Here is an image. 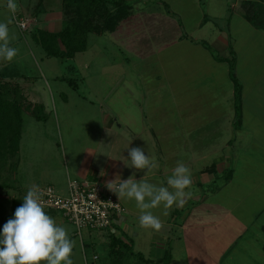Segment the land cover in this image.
<instances>
[{
    "label": "crops",
    "instance_id": "1",
    "mask_svg": "<svg viewBox=\"0 0 264 264\" xmlns=\"http://www.w3.org/2000/svg\"><path fill=\"white\" fill-rule=\"evenodd\" d=\"M17 1L19 3L15 0L18 5V10L15 15L26 17L28 20L32 18L33 15L31 17L30 15L34 10L33 5L36 4H32L30 1L28 4L23 3L22 0ZM41 1L42 0H39V3L36 6H38ZM127 1H129L133 7L132 13L119 23V26L115 31H106L103 34L91 33L89 35L88 48L85 51H88L89 53L88 69L91 68L92 64L98 62V60L102 58L103 54H109V47L106 45H100L102 44L100 42L101 39H104L108 34L119 33V31L126 36V34H128L127 31H130V34L131 32H134L133 30L136 28L138 29L144 26L141 19H135L130 22L131 24L127 23L133 18H136V15H138L137 11H135L133 2L130 0ZM163 2L164 1H160L159 3L163 4ZM165 2L168 3L167 1ZM169 10L172 12L171 7ZM235 12L236 10L231 8V13L228 18V28H230L231 32H233L231 30L232 23L236 20H234L236 17L234 16ZM174 14H176V12ZM180 14L183 19L184 15L182 13ZM15 15H13L7 8V0H0V22L7 23L8 21H11V25L14 22ZM39 15H45V20H43ZM34 16V18H36L35 24L37 25V28H39V31L43 30L49 33H58L62 30L63 23L60 19L56 18L53 11H47L46 7L45 9H39L38 13ZM238 16L242 18V20H237L239 26L245 22L249 26V30L247 29V31L252 29V31L259 33L263 38H261V36L259 37L256 33L252 34L251 37L264 39L263 29L257 28L254 24L248 21L241 14V11H238ZM204 18H202L200 26H204L210 20L208 16L207 20H204ZM42 28H45L46 30ZM29 31L31 32V37H34L35 32L33 33L31 29ZM238 31L240 30L238 29L236 35H233L232 37V41L235 40V42L232 43V46L234 47L237 57V74L243 84V117L240 127L235 128L236 112L234 106V84L229 75V64L227 62L217 61L214 56V54H217L220 57H231L229 52L231 40L229 41V37L225 36V31L222 27L217 28L216 32L223 45L222 53H224L219 54L209 41L204 39H195L188 34H183L165 44L166 50L168 51V58H170L171 55V64L173 63L171 67L170 61L167 60L169 64L161 68V70H164L162 75L165 77V80L161 75H159L157 77L159 81L150 88L148 86H143L142 84H140V86L131 87L119 85L118 88H114L115 91L120 90L121 95L126 97L127 100L132 98L129 104L126 103V106L128 108H131V106L137 107V111L140 116H142L139 120H121L119 116L120 111L116 110L115 106H112L113 104H109V102L105 104L111 108V111H113L111 113L112 116L108 115L106 112L103 114V110L96 103L97 101H94V97L99 98V94H97V92L93 89L90 90L91 86H89L88 95H84L83 99L85 100V103L87 102V106L88 104L93 106V108H89L90 114H93L92 109H95V112L99 113L101 117H87L86 120L91 123V126L88 123V128L86 130L85 128L81 129V127L78 128L73 125L75 121L71 117L64 116V136L66 135L67 137L66 140H63L62 132L60 134V121H58V118L56 120L54 119L55 122H49V119L45 122L37 120L33 124L30 123L29 127L23 121L18 165L15 172L20 169L22 146L27 137L30 139V142L36 140V143H34L36 145L35 147L32 146V148H30L29 154L31 155L30 159H33L34 156L37 158L35 163H30L31 166L24 171L26 176V186L20 184L18 189L26 190L29 185L35 183L39 186H53L59 194L67 195L69 181L72 179L81 181L88 180L92 182L103 181L107 183L108 181L114 180L117 174H119L121 179H127L129 176L135 174V178L138 180L143 178L157 186L167 187L168 177L172 175V171L177 162L182 161L190 168L191 171L192 184L189 189H186V191L190 192L191 195L186 197L183 205H174L170 210V213L166 216L163 215L164 209L162 206L152 210L153 214L158 216L163 222V228L159 232L142 228L138 223L140 212L136 207L135 201L120 199L125 208V212L121 215V217H119L117 223H115L113 227V230L111 229L113 233L119 234L122 238H125L124 236L133 235L135 236L136 244L137 240L140 239L141 236H148L147 238H149L151 242H154L158 237L157 245L158 247L164 249L167 245L166 243L169 242L171 237L177 238V236H179V239L184 237L189 243H193L194 240L197 242L199 241L201 244L199 246L195 245V248L199 252L193 253L196 257L200 258L201 264H264V239L261 240L258 238L260 237L259 233H257L259 231L254 230V235H252L254 237L251 238V243H246L248 244L244 246L246 248H242L241 250L239 247L243 237L247 234L250 227L246 226L240 216L236 213L237 210L235 208L238 207V204L234 206L233 202H224L225 197L223 196L222 189L231 185L230 183L232 181L231 179L228 181L223 179L224 172L231 169V167L228 162L229 159H225L220 155L222 154L221 146H223L224 143L221 141L218 144L216 141H212L214 137H208V124L213 121H216V123L226 121L228 124L226 127H230L231 123L233 128L236 130L243 128V124L247 123L245 113H247L248 105L254 90L251 85L249 86L250 81H248V76L246 79H243L241 76H245L242 75L243 73L247 75L248 71H246V69L252 66L250 65V60L252 59L253 54L249 53L250 51L243 54L244 50L238 49L237 42L240 36ZM126 41H128V38ZM183 41L191 43V45H196V47L200 48L192 52L193 56L191 60L193 61L190 66L186 67L184 70H179L175 68L176 50L172 49L176 47L177 43ZM200 41L207 42L211 47V50L204 47ZM11 42L13 41L10 40V44ZM89 43H93L94 47L92 48ZM162 51H165V49H162L160 52ZM160 52L158 51V53L154 55L158 57V60L163 59L164 61V56L163 54H160ZM139 53L141 56H147L145 52L141 53V51H139ZM80 54L81 53H77L73 59H70L71 65L69 66L71 67L70 70L73 74L80 75L79 65L76 62V59ZM109 57L111 60L109 63L113 66H117V62L113 60L114 55L110 53ZM125 59L126 58H122L120 60ZM163 61L160 62L161 65H164ZM224 64L227 65V68L222 67ZM216 65H219L218 68ZM223 72L227 73V76L224 75ZM0 74L4 75L8 81L17 82L20 85L21 83L17 79L24 75L20 74L19 71L16 72L15 69L12 68L11 63L8 65H2L0 68ZM215 74H217V76L220 75V77L223 78V84L220 87L221 92L219 93L220 104H216L217 107H221L219 111L221 114L217 113V115H215L214 113L216 110L211 108L205 110L204 114H202L201 111L198 112L197 109L194 113H191V116H186L184 114L180 115L179 110H181V108L191 107L193 103L197 105L199 97H201L198 93L193 96L183 94L182 90L186 91V89H190L189 87H193L194 89L191 90L193 92H197V89L201 86H205L204 89L207 91L208 87L211 88V83L213 82L210 80H213ZM25 77L28 76L25 75ZM179 78L182 79L181 82L183 83L179 82ZM229 82L231 86L227 88ZM21 87L25 93L26 90L24 86L21 85ZM225 88L227 89L226 95L224 94ZM78 89L79 87H77L76 90ZM90 92H92L93 95ZM25 95L32 102L43 104L46 108L48 107V105L43 101L40 102L30 99L27 92ZM110 95L111 94H109V96ZM229 95H231L232 98ZM107 96L108 92L105 93L103 101L107 100ZM229 97L231 99H229ZM200 100L203 101L204 97L202 96ZM67 102L69 103V100ZM165 105L167 108H178V114L180 116L178 115L174 119L176 120L175 131H177L179 137L183 138V140H180L176 144L172 142L170 144H164L166 147H162V150H158L156 147L158 146V138L165 139L168 134H171L172 137L174 136V133L169 132L173 129L172 127L165 126L167 128L162 129V126H160L159 123L164 121V118L171 120L172 117H164L163 115L158 114L151 118L153 122H149V116L145 115L143 117V112L140 108L147 106L148 108L153 109L158 108V106L160 107ZM230 107L234 108L233 115L230 112L228 113V109ZM185 110L188 109L186 108ZM111 118L114 120L112 121ZM67 124L71 125L68 127L66 126ZM256 131V135L253 133L254 137L252 136V139L256 141L253 142L252 145L254 148L257 147V145L258 147L264 148V133L258 131L257 129ZM56 135L57 138H60V150L58 154L52 153L49 155L50 149L52 148L48 145L46 138L51 137L53 139ZM223 135L225 136V134H222V138ZM202 138L205 141L201 140ZM42 140L46 143H44L43 147L39 145L42 143ZM172 140L175 142L174 139ZM231 144V139L226 141V145L230 146ZM174 145L176 146L175 149H173ZM203 145L204 148L209 145L211 146V149L214 148V150L210 154L207 151H202ZM128 146L141 147L145 154H148L157 166L150 172L137 171L134 168L126 167L121 159L129 158L127 150ZM222 149L224 150L223 147ZM38 154H40L39 157L37 156ZM209 155L219 157L212 158L211 161H207L209 160ZM225 160L227 161V164L225 163ZM35 165H39V168H36ZM102 170L105 173L103 176L101 175ZM232 170L233 171L231 173L234 174L235 169L233 168ZM235 183L239 186L238 182ZM244 186L249 190L247 184ZM45 211L48 212V209ZM178 212H180L181 215L176 216L175 213L177 214ZM261 231L264 232V227H261ZM88 233H90L89 235H92L93 238L101 239L104 237L103 231H99L95 234L94 232ZM80 235L82 236V233ZM125 240H127V238H125ZM257 242H260V245L256 244ZM90 246L91 245H87L85 243L82 244L83 257L86 264H96L93 260L89 261L88 259V248H90ZM244 249L245 252L248 251L249 254L247 253V255L242 258L244 262L241 259L240 263L239 260L241 258V253L244 252ZM237 252H240L238 263L236 262ZM188 253L191 258V248ZM107 263L108 259L103 264ZM97 264H99V262Z\"/></svg>",
    "mask_w": 264,
    "mask_h": 264
},
{
    "label": "rangeland",
    "instance_id": "2",
    "mask_svg": "<svg viewBox=\"0 0 264 264\" xmlns=\"http://www.w3.org/2000/svg\"><path fill=\"white\" fill-rule=\"evenodd\" d=\"M22 1L25 4H28L29 1L36 5L39 3V0ZM130 1L133 2L135 11H137L138 15H136V18H133L127 23H130L135 19H141V21L144 23V26H142V28H136L133 30L134 32H131L130 34V31H127L128 34H126V36L121 31H119V33L117 32L114 34H108L104 39L100 40L102 43L100 44L101 46L106 45L109 47V54L111 53L114 55L113 60L117 62V66H113L109 63L111 62L109 54L105 53L102 55V58L98 60V62L92 64L91 68L88 69L89 53L87 51L85 53H81L76 59L80 72V75H78L71 72V67L69 66L71 65L70 59L65 60L61 57L49 56L43 46V41L38 40L37 38L40 36L49 35L50 33L43 30H38L39 28H37V25L35 24L36 18H34V15L38 13L39 9H45L46 7L47 11H53V13L56 15V18L60 19V21L63 23L62 29L67 24H70L71 21H73L74 15L70 11H66L67 14H65L62 0H42L41 4L38 6L33 5L34 10L30 15V17L33 15V19L30 18L31 21L29 19L27 22L28 31L24 32L20 30L15 21L11 25L9 24V40L13 41L11 42L10 46L17 49V55L11 62L0 59V68L2 65H8L11 63L12 68H14L16 72L19 71L20 74H24L17 80L21 83V85L24 86L27 94L30 96V99L40 102L43 101L48 105V107H45L44 111L41 112L42 116L45 117L41 121L45 122L49 119V122H55V120L58 118V121H60V134L61 132L63 134V138L62 135L61 138L66 140L67 136H64V116L71 117L75 121L73 125L77 126L78 128L81 127V129L85 128V130L88 128V123L91 126V123L86 120L87 117H101L99 113L95 112V109H92L93 114H90L89 108H93V106L90 104L87 106V102L85 103V100L83 99L84 95H88L89 86H91L90 90L93 89L95 92H97V94H99V98L94 97V101H97L96 103L103 110V114L106 112L108 115L112 116L111 113L113 111H111V108L105 104L109 102V104L111 103L113 104L112 106H115L116 110L120 111L119 116L121 120H139V118L142 116H140L139 112L137 111V107L131 106V108H128L126 106V103L129 104L132 98L127 100L126 97L121 95L120 90H114L115 87L118 88L119 85L131 87L140 86V84H142L143 86H148L150 88L159 81L157 79L159 75H161L165 80V77L162 75L164 70H161V68L169 64L167 60L170 61L171 67L173 65V63L171 64L172 57L170 55V58H168V51L165 47V44L168 43V41H172L183 34H188L195 39H204L209 41V43L213 45L214 49L219 54H224L222 53L223 45L216 32L217 28L222 27L224 29L225 36L229 37V41L231 40V45L235 42V40L232 41V37L233 35H236L237 30L239 29L240 31H238V33H240V36L237 42L238 49L244 50L243 54H246L248 51H250L249 53L253 54L252 59L250 60V65L252 66L246 69V71H248L247 75L243 73L242 75L245 76H241L243 79H246L248 76V81H250L249 86L251 85L252 89L254 90L248 105L247 113H245V119L247 120V123L243 124V128L236 130L233 128L231 123L230 127H226L228 125L226 121L216 123V121L212 120L213 122L208 124V137H214L212 141H216L218 144L221 141L224 143L223 146H221L222 154L220 155L225 159H229L228 162L231 167V171L228 169L224 172V178L222 177L225 181H228L229 179L232 180L230 183L231 185H228V187L222 189L223 196L225 197L224 202H233L234 206L238 204V207L235 208L237 210L236 213L240 216L246 226L250 227L239 245L240 249L242 250V248H246L244 247L245 245H248L246 243H251V238L254 237L252 236L254 235V230L259 231L257 232L260 235L258 238L263 240L264 232L261 231V227H264V148L258 147V145L254 148L252 144L256 140L252 139V136L254 137V134L256 135V129L264 133V39L251 37L252 34L255 33L258 34L259 37L261 35L255 31H252V29L247 31V29L249 30V26L245 22L243 23L244 25L240 24L239 26L237 20H242V18L238 16V11L249 8L246 3L251 2L253 3V9L251 11L256 12L254 17L258 22H264V9L260 8V3L262 6H264V1ZM160 1H167L172 12L168 11L164 4L159 3ZM16 2L19 3L17 0ZM231 8L236 10L234 14V16H236L234 20H236L232 23L231 27L233 32H231L230 28H228V18L231 13ZM173 12H176V14ZM180 13L184 15L183 19L181 18ZM204 15H207L210 20L204 26H200ZM39 16L43 20L46 18L45 15ZM104 22L105 21L102 18H99L98 23L101 26L104 24ZM30 29L33 31V33L35 32L34 37H31V32L29 31ZM127 38L128 41H126ZM261 38L263 37L261 36ZM49 43L52 44L54 48L61 47V45L53 39H51ZM89 44H91L92 48L94 47L93 43ZM199 48L200 47H196V45H191V43H187L185 41L177 43L176 47L172 49L176 50L175 68L184 70L186 67L190 66L191 62L193 61L191 60L193 56L192 52L194 50H198ZM162 49H165V51L160 52ZM139 51H141V53L145 52L147 56H141ZM158 51L164 56V61L163 59H160L164 62V65H161V61L158 60V57L154 55L158 53ZM122 58L126 59L120 60ZM216 66L218 68L219 65ZM222 67L227 68V65L224 64ZM223 73L224 75L227 74L225 72ZM25 75L28 77H25ZM70 79L76 80V83L79 87L78 90L72 88L71 84L69 83ZM181 81L182 79L179 78V82L183 83ZM210 81L213 83H211V88L208 87L207 91H205L204 85V87L201 86L199 89H197V92H193L191 90L194 89L193 87H189L190 89H186V91L182 90L183 94H187L189 96L197 95L198 93L201 95V97H204V100L201 101V97H199V102L197 105L193 103L191 107H186L188 110H185L186 108H181V110H179L180 115L184 114L186 116H191V113H194V111L197 109L198 112L201 111L202 114H204L205 110L211 108L216 110L214 113L215 115L219 113L221 107H217L216 104H220L219 93L221 92L220 87L223 84V78L220 77V75L217 76V74H215L213 80ZM229 86H231L230 82L227 88H229ZM107 92L108 98L106 97L107 100L103 101L104 95ZM90 93L92 94V92ZM109 94L111 95L109 96ZM224 94H227L226 88ZM229 96L231 97V95ZM230 97L229 99L232 98ZM68 100L69 103L67 102ZM230 108L228 109V113L230 112L233 115L234 108H231L232 110ZM140 110L143 112V117L145 115L149 116V122H153L151 118L158 114H161L164 117H172L171 120L164 118L165 120L163 119L164 121L159 123V125L162 126V129L167 128L165 126L172 127L173 129H171L169 132L174 133V136L172 137L171 134H168L165 139L158 138V146H156L158 150H162V147H166L164 144H170L171 142L176 144L180 140H183V138L179 137L177 131H175L176 120L174 119L179 115L178 108H167L165 105L150 109L145 106L144 108H140ZM23 117L24 123L27 124L28 127L30 126V123L33 124L37 121V119L32 115L31 111H25ZM111 119L113 121L115 117L114 119ZM70 125L71 124H67L66 126L69 127ZM222 134H225V136L223 135V138ZM172 139H174L175 142H173ZM230 139L232 140V144L228 146L226 145V141ZM46 140L50 148H52L50 149L49 155L52 153L58 154L60 150V138H57L56 135L55 138L52 139L49 137L46 138ZM201 140L205 141L203 138ZM34 143H36V140L30 142L28 137L23 143L21 165L17 172L12 174V170L9 169V167H7L8 169L3 172L4 179L2 178L0 180V184L5 183L10 186L8 188L3 187L0 189V211L2 212H8L11 210L12 198L19 197L23 199V197L26 195L24 192L26 193L27 189L21 190L18 189V186L20 184L26 186V176L24 171L28 169L29 166H31L30 163H35L37 158L34 156L33 159H30L31 155L29 154V150L32 148V146L35 147L36 144ZM44 143V140H42V143L39 145L43 147ZM173 147V149H175L176 146L174 145ZM202 148V151H207L209 154L214 150V148L211 149V146L209 145H207L205 148L203 145ZM39 155L40 154L37 156L39 157ZM218 157L219 156L209 155V160L207 161H211L212 158ZM225 163L227 164V161ZM35 167L39 168V165H35ZM233 168L235 169L234 174L231 173ZM235 182H238L239 186ZM246 184L248 185L249 190L244 186ZM47 213L56 220L58 225H62L68 230L70 238L74 241L72 256L73 264H86L82 253L83 243L91 245L90 248H88L89 261L93 260L92 258L95 254L100 257L98 260L99 264H103L107 261L110 251L109 241L111 239V235L114 234L111 229L103 230L104 237L101 239L93 238L92 235L90 236V233H88L94 232L95 234L99 232L98 230L83 229L81 236L78 234L75 225L63 219L60 216V212L53 209H48ZM175 215H181V213L178 212L177 214L175 213ZM114 235L121 237L119 234ZM124 237L131 241V251L125 253L122 256L121 264H141L142 262L139 260V253H142L146 259L151 260V264H201L200 258L196 257L194 254L199 252L195 248V245L199 246L201 242H197L194 239L193 243H189L184 237H182V239H179V236H177V238L171 237L169 242L166 243L167 245L164 249L158 247V237L154 242H151V240L147 238L148 236H141V238L137 240V244L135 242V236L130 235ZM125 238H123V240H125ZM256 244L260 245V242H257ZM190 248L192 250L191 258L190 254L188 253ZM240 252H237L238 254L236 253L237 263ZM244 252L241 253V258L239 260L240 263L241 259L248 253V251L245 253ZM167 253L171 255V261H164ZM242 261L244 262L243 259Z\"/></svg>",
    "mask_w": 264,
    "mask_h": 264
},
{
    "label": "clouds",
    "instance_id": "3",
    "mask_svg": "<svg viewBox=\"0 0 264 264\" xmlns=\"http://www.w3.org/2000/svg\"><path fill=\"white\" fill-rule=\"evenodd\" d=\"M7 8L15 15L18 5L15 0H7ZM10 23L0 22V59L8 62L17 55V49L10 46ZM127 150L129 158L121 159L126 167L150 172L157 166L141 147L128 146ZM101 175H105L103 170ZM191 184L190 168L178 161L167 179V187L143 178L138 180L135 174L127 179H121L117 174L114 180L106 183V187L118 199L134 200L140 212L139 225L159 232L164 225L152 210L162 206L163 215H168L174 205H183L186 197L191 195L186 191ZM43 196L44 190L39 185H29L23 203L15 209L13 218L3 224L0 264H73L74 241L68 230L45 211Z\"/></svg>",
    "mask_w": 264,
    "mask_h": 264
},
{
    "label": "trees",
    "instance_id": "4",
    "mask_svg": "<svg viewBox=\"0 0 264 264\" xmlns=\"http://www.w3.org/2000/svg\"><path fill=\"white\" fill-rule=\"evenodd\" d=\"M163 4L170 11L169 4L166 2ZM246 4L249 8L241 10V14L256 27L264 30V22H258L254 17L256 12L251 11L253 3ZM62 5L65 14H67L66 11L73 13V21L60 32L45 36L39 35L40 37L37 39L43 41V46L49 56H57L65 60L73 59L77 53L87 50L88 37L91 33L103 34L106 31H115L119 23L127 18L133 10L131 3L127 0H62ZM260 8L264 9L261 3ZM99 18L105 21L102 26L98 23ZM207 19L205 15L204 20ZM51 39L59 43L61 47L54 48L49 43ZM200 43L211 50L207 42L200 41ZM229 52L231 57H220L217 54L214 56L217 61L229 64V75L234 84L235 128H238L241 126L243 117V84L237 74V57L232 45L229 46ZM69 83L72 88L77 89L76 80L70 79ZM44 109L43 104L32 102L27 98L19 83L8 81L4 75L0 74V180L4 179L3 172L8 169L7 167L14 173L18 165L24 112L31 111L32 115L41 121L45 118L41 114ZM229 170L231 171V169ZM9 186L2 183L0 189ZM24 194L26 193L24 192ZM11 202L10 211H0V231H2L3 224L13 218L15 209L23 203V200L18 197L13 198ZM109 247L107 264H121L122 256L131 251V241L123 240V238L112 234ZM139 260L142 262L141 264H151V260L146 259L142 253H139ZM164 261H171L169 253L165 256Z\"/></svg>",
    "mask_w": 264,
    "mask_h": 264
},
{
    "label": "built area",
    "instance_id": "5",
    "mask_svg": "<svg viewBox=\"0 0 264 264\" xmlns=\"http://www.w3.org/2000/svg\"><path fill=\"white\" fill-rule=\"evenodd\" d=\"M18 27L27 30L26 17L15 15ZM44 190L43 201L45 209L60 212V216L73 223L80 235L83 229L103 231L112 229L125 208L120 199L111 192L103 181H88L72 179L69 181L68 194H59L53 186H40ZM99 256L95 255L94 263Z\"/></svg>",
    "mask_w": 264,
    "mask_h": 264
}]
</instances>
